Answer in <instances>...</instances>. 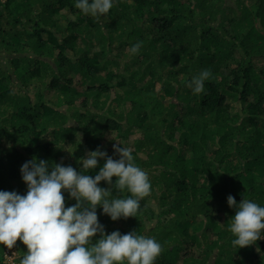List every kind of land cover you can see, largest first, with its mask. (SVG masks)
I'll use <instances>...</instances> for the list:
<instances>
[{
    "label": "trees",
    "instance_id": "obj_1",
    "mask_svg": "<svg viewBox=\"0 0 264 264\" xmlns=\"http://www.w3.org/2000/svg\"><path fill=\"white\" fill-rule=\"evenodd\" d=\"M60 11L73 18L57 21ZM16 46L33 56H14ZM4 51L13 57L0 68V190L26 193L27 160L79 172L80 158L98 147L118 159L119 143L146 168L151 190L137 217L113 221L97 207L106 234L154 237L162 246L154 264H264V238L231 245L235 209L227 204L228 195L264 204V0H113L100 17L82 14L74 0H0ZM203 69L211 76L194 94L189 81ZM67 71L74 76L62 77ZM40 77L45 88L22 85ZM46 92L60 101L48 104ZM112 103L125 109L114 112ZM136 129L142 139L127 145ZM65 200L75 203L67 193ZM13 247L19 264L26 245L18 239Z\"/></svg>",
    "mask_w": 264,
    "mask_h": 264
},
{
    "label": "clouds",
    "instance_id": "obj_2",
    "mask_svg": "<svg viewBox=\"0 0 264 264\" xmlns=\"http://www.w3.org/2000/svg\"><path fill=\"white\" fill-rule=\"evenodd\" d=\"M74 6L84 15L100 17L113 0H74ZM141 43H133L130 53L137 54ZM210 76L208 69L194 75L192 92L202 93ZM113 149L118 159L99 147L89 151L80 158L79 172L71 165L27 160L20 167L26 193L0 190V245L12 249L18 239L26 245L19 264H154L162 250L154 237L137 231L106 234L98 220L97 207L113 221L137 217L141 199L151 190L148 174L134 163L130 149L119 143ZM98 158L103 165L89 175ZM101 181L111 188L101 187ZM113 189L128 194L112 195ZM65 193L74 204L65 206ZM227 204L235 209L229 225L232 246L238 249L264 238V204L245 198L237 203L232 195Z\"/></svg>",
    "mask_w": 264,
    "mask_h": 264
},
{
    "label": "rangeland",
    "instance_id": "obj_3",
    "mask_svg": "<svg viewBox=\"0 0 264 264\" xmlns=\"http://www.w3.org/2000/svg\"><path fill=\"white\" fill-rule=\"evenodd\" d=\"M235 1L236 0H222L224 6L233 5L235 3ZM254 1L255 0H253L252 2H250V0H242L243 4H247V3H252L253 4ZM72 18H73V16L71 14H69L68 12H65V11H60V14H57V16H55V19L57 21H62L63 23L67 19L69 20V19H72ZM231 34H234V31H231ZM42 37L44 39L45 38V35H42ZM24 42H26V41H24ZM13 49L16 50L15 53H14L15 54L14 56H17L18 54L20 56H23L24 55L23 52H25V54L27 53L29 56H33V53L30 51V47H27V48H24L23 49V48H18L16 46ZM0 56H1V58H0V68H8V66H4V63L3 62H4L5 59L10 58V57H13V56L10 55L9 52H7V51L1 52L0 53ZM49 62H51L50 59H49ZM20 71L23 73L25 70H20ZM60 74L64 78H67V77H70V76H74V73L69 72V71L64 72V73H60ZM101 75L103 76V74H101ZM15 80H17V79L14 78L13 81H15ZM47 81H48V79L46 80V77L32 78L29 81H27L26 84H23L22 83V85H24V87L27 88L28 91H30V90L32 91V90L38 89L40 86H42L43 88H45V85L47 84ZM14 83H15L14 84V88H20L22 86V85H20V82L19 81H15ZM176 90H178V89H176ZM173 91L175 92V95L177 96V98H180L183 95L182 93H179L178 91H175V89H173ZM46 96H47V97H45L46 102H48V104H50V105H56L60 101V97L58 96V93L52 94L51 92H46ZM102 100L106 101V97L102 98ZM166 100H168V99H166ZM122 108L125 109V106L117 105L116 103L110 104V109L112 111H114V112H119V111L122 110ZM100 112H102V111H100ZM67 114H69V113H67ZM154 118H156V117H154ZM74 120H75V118H71L70 123H74L75 124ZM137 139H142V137H141L140 131L136 129L134 134H132L131 136L127 137L126 144L132 146L133 141L134 140H137ZM231 145H230V147H232ZM174 147L177 149L178 148V144L175 143L174 144ZM138 155L142 159H144L143 157H145V153L144 152L143 153L141 152ZM230 159H233V161L238 162L239 164H241L242 161H243L242 159H239V158H237L235 156H231ZM142 169L144 170L146 168H142ZM149 171L152 172V173H154V174H156L153 171V169H151ZM196 221H197V219H196ZM243 248L244 247H241L239 249H243ZM241 251H245L247 255L250 253V250L249 249H244V250H241ZM5 253H4V263H6V264H16L15 258L18 257V249L16 247H13L12 249L6 248ZM222 264H224V263H222Z\"/></svg>",
    "mask_w": 264,
    "mask_h": 264
}]
</instances>
